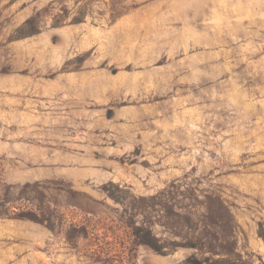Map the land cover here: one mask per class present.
I'll list each match as a JSON object with an SVG mask.
<instances>
[{
    "label": "rangeland",
    "instance_id": "rangeland-1",
    "mask_svg": "<svg viewBox=\"0 0 264 264\" xmlns=\"http://www.w3.org/2000/svg\"><path fill=\"white\" fill-rule=\"evenodd\" d=\"M0 264H264V0H0Z\"/></svg>",
    "mask_w": 264,
    "mask_h": 264
},
{
    "label": "trees",
    "instance_id": "trees-1",
    "mask_svg": "<svg viewBox=\"0 0 264 264\" xmlns=\"http://www.w3.org/2000/svg\"><path fill=\"white\" fill-rule=\"evenodd\" d=\"M212 210V209H211ZM173 213V211H172ZM215 215L208 214L205 212L200 211H190L188 210L186 215L183 216V219H185V222L188 223L189 227H192L194 229H198L200 227V223L202 225H208L213 227L211 235L213 236V240L209 239L207 241H202L200 238L196 240V242L187 244L191 247L202 249L203 247L208 246L209 249H214L218 246H223L222 243H217L219 240H229L232 238V231H231V215L229 214L227 208L220 204L216 211L214 212ZM218 229H220L218 231ZM150 245H153L155 249L158 248V245L154 242H147ZM231 243V241H230ZM231 247V246H230ZM229 248V246H228ZM160 249V248H158Z\"/></svg>",
    "mask_w": 264,
    "mask_h": 264
}]
</instances>
